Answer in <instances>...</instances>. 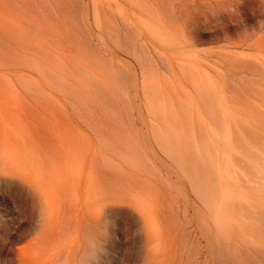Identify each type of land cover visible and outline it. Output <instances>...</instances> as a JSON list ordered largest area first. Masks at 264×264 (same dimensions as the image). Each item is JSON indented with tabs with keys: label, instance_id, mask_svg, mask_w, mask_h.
I'll return each instance as SVG.
<instances>
[{
	"label": "rangeland",
	"instance_id": "1",
	"mask_svg": "<svg viewBox=\"0 0 264 264\" xmlns=\"http://www.w3.org/2000/svg\"><path fill=\"white\" fill-rule=\"evenodd\" d=\"M3 77L35 81L52 124L94 154L92 182L125 206L85 226L83 246L105 247L91 264H144L125 202L137 190L163 264H264V0H0ZM71 202L57 195L51 231ZM14 217L0 264L41 233L40 216L25 232Z\"/></svg>",
	"mask_w": 264,
	"mask_h": 264
},
{
	"label": "bare ground",
	"instance_id": "2",
	"mask_svg": "<svg viewBox=\"0 0 264 264\" xmlns=\"http://www.w3.org/2000/svg\"><path fill=\"white\" fill-rule=\"evenodd\" d=\"M16 81L9 84L5 77L0 80V231L8 214L15 216L13 223L23 232L31 229L38 216L43 223L39 235L13 250L12 264H60L62 260V264L98 263L105 247L99 241L85 248L81 239L84 228L89 222L101 227L107 210L115 217L124 215L125 206L105 197L92 182L94 154L89 146L74 142L62 127L52 124L49 111L41 107L35 81L27 80V87L20 79ZM129 177L141 180L132 173ZM58 194L70 196L72 202L61 208L64 217L51 231ZM125 202L144 221V264H163L153 202L138 190ZM30 219L31 224L24 225ZM47 233L53 237L42 243Z\"/></svg>",
	"mask_w": 264,
	"mask_h": 264
}]
</instances>
